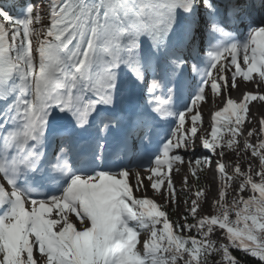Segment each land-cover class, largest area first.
I'll list each match as a JSON object with an SVG mask.
<instances>
[{
    "label": "snow or ice",
    "instance_id": "snow-or-ice-1",
    "mask_svg": "<svg viewBox=\"0 0 264 264\" xmlns=\"http://www.w3.org/2000/svg\"><path fill=\"white\" fill-rule=\"evenodd\" d=\"M15 9L0 3V264H264V119L245 128L264 92L229 96L210 131L201 111L238 79L264 87V22L251 0ZM184 164L195 183L182 177L190 204L171 219ZM207 171L214 214L203 210Z\"/></svg>",
    "mask_w": 264,
    "mask_h": 264
},
{
    "label": "rangeland",
    "instance_id": "rangeland-1",
    "mask_svg": "<svg viewBox=\"0 0 264 264\" xmlns=\"http://www.w3.org/2000/svg\"><path fill=\"white\" fill-rule=\"evenodd\" d=\"M39 4L46 5V4H47V0H41V1H39ZM17 14H19V10L17 11ZM41 26H42V25H36V27H41ZM238 80H240V79H238ZM238 80H237V81H238ZM250 88H251V91H253V92H264V87L257 88V87L254 85V83H251ZM242 90L245 91V88H242ZM222 92H223V90H222ZM246 92H247V91H246ZM244 93H245V92H244ZM222 94H223V93H221L220 95H218V96H216V97L211 98V99L209 100L210 103H208L207 106L212 105V104H213V101H212V100L215 99L216 102H215V104H214L213 109L215 108L216 110H219V109L221 108V106H220L218 103H219L220 99L222 98ZM242 98H243V97H242ZM242 98H241V99H242ZM205 103H206V102H204V103L202 104L201 109H204V107H205ZM253 104H254L253 107H252V113H253V115H255V113L257 112V113H259L260 118H261V119H264V101L256 100V101H253ZM261 119L256 118V116H255V118H254V122H253V127L259 129ZM210 128H211V120H210L209 125H208L207 128L205 129V131H210ZM245 128H246V127H245ZM246 130H247V129H246ZM227 155H229L230 157H232L231 154H227ZM226 161L231 162V161H229V160H226ZM245 162H246V161H245ZM183 166L185 167L183 176H185V175H189V171H188V166H187V164H184ZM138 168H139L138 166H134V167L132 168V170H133V171H136ZM142 173H143L142 176H147V175L149 174V172H148V171H145V170H143ZM202 177L204 178L205 183H210L213 179L216 180V177H215L214 175H212L211 171H207L206 173H203V176H202ZM189 180H190V183H193V184L195 183V181L192 180V178H191L190 175H189ZM130 183H132L133 185L135 184V180H134V178L131 180ZM144 183H145V186L148 185V181H147V180H145ZM175 185L177 186L178 183L176 184V182H175ZM179 185H180V189H181V187H182V183H180ZM176 188H177V187H176ZM177 190H178V200H179L178 205L176 206L175 210H173V207H172L171 204H169V206H168V211H169V215H170V218H171V219H179V218L181 217V215L183 214L184 209L187 208V207L189 206V204H190V199H189V197L185 196V194H184L183 192H180V191H179V188H177ZM194 190H195V189H193V191H194ZM136 194H137V195H140V196L145 195V193H142V192H137ZM150 194H151V195H150ZM146 195H147L148 197H150V196H151V197H155V196L153 195V192L151 191L150 188L148 189ZM234 195H235V192H230L229 195H228V199L231 200V199L233 198ZM159 198H160V200H159V201H160V204H165V203H166V200H165V198H164L163 196H159ZM186 199H189V204H185V203H184V201H185ZM211 200H212V198H209V204H208V207H207V208L204 207L205 204L203 205V210H204V212H205L206 214H208V213L214 214V213H215V209H214L213 207H211ZM233 218H234V217H233ZM141 236H142V237H145V236H147V233H142ZM220 238L223 239L222 233L220 234ZM138 247H139V246H138Z\"/></svg>",
    "mask_w": 264,
    "mask_h": 264
},
{
    "label": "bare ground",
    "instance_id": "bare-ground-1",
    "mask_svg": "<svg viewBox=\"0 0 264 264\" xmlns=\"http://www.w3.org/2000/svg\"><path fill=\"white\" fill-rule=\"evenodd\" d=\"M254 4H255V6L258 4V2L257 1H255L254 0ZM255 6H253V11L254 12H258V11H260V9H258V8H256ZM239 32H240V35H241V39H244L245 38V36H246V34H245V30H247L248 31V24H247V22L245 21V22H242L240 25H239ZM251 83L252 82H248V83H245V82H243L242 80H238L237 81V84H238V87L235 89V90H233V89H231V88H229V89H227V90H223V94H222V98L220 99V101H219V105L221 106V107H223V105H224V103H225V100L230 96L232 99H234V100H237V101H240L241 100V98L243 97V94H244V92H246V91H251V88H250V86H251ZM242 88H245V91L244 90H242ZM253 92V91H252ZM213 101V104L212 105H210V106H207L208 105V103H210V101H207L206 103H205V107H204V109H201V111H202V113H203V124H202V127H203V129L205 130L206 128H207V126L209 125V123H210V120H211V116H212V114H214V112L216 111V109L214 108L213 109V107H214V104H215V99H213L212 100ZM253 102H251L250 103V105H249V112H248V116H247V121H250V123L249 122H246V124H245V127H246V129H251V128H253V122H254V118H255V116H256V118H259V119H261L260 118V116H259V113H255V115H253V113H252V107H253ZM4 105H3V103H0V108H2ZM197 147H198V150H199V142H198V144H197ZM234 159V157L232 156V157H230L229 155H225V160H229V161H232ZM184 169H185V167L183 166V165H181L180 166V170H179V172H176L175 170L173 171V180H174V183L176 182V184L178 183V185L176 186L177 188H179L180 189V183H181V180H182V177H183V174H184ZM137 170H140L141 171V174L143 175V173H142V171L143 170H145V171H147L146 169H144V168H138ZM211 173H212V175H214L215 177H216V173L214 172V171H211ZM149 175V174H148ZM133 179V177H131L130 176V182H131V180ZM211 185H212V191H211V193H209V198H212V197H214L215 195H216V192H217V188H216V183H215V179H213L211 182ZM251 193L250 192H245L244 193V195L245 196H247V195H250ZM151 195V194H150ZM150 198H154V199H156L157 200V202L158 203H160V198H159V196H155V197H151L150 196ZM208 204L209 203H207V204H205L204 205V207L205 208H207L208 207Z\"/></svg>",
    "mask_w": 264,
    "mask_h": 264
},
{
    "label": "trees",
    "instance_id": "trees-1",
    "mask_svg": "<svg viewBox=\"0 0 264 264\" xmlns=\"http://www.w3.org/2000/svg\"><path fill=\"white\" fill-rule=\"evenodd\" d=\"M21 1H26V0H21ZM202 176H203V174H202ZM204 183H205V180H204L203 177H201V184H204ZM241 255H243V254H241ZM243 264H251V258H247V259H245V260L243 261Z\"/></svg>",
    "mask_w": 264,
    "mask_h": 264
}]
</instances>
